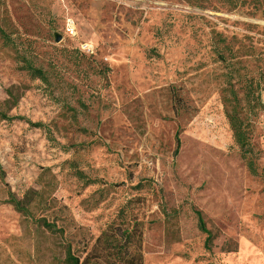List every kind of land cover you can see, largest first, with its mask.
Instances as JSON below:
<instances>
[{
	"label": "rangeland",
	"instance_id": "1",
	"mask_svg": "<svg viewBox=\"0 0 264 264\" xmlns=\"http://www.w3.org/2000/svg\"><path fill=\"white\" fill-rule=\"evenodd\" d=\"M263 92L264 0H0V264H264Z\"/></svg>",
	"mask_w": 264,
	"mask_h": 264
},
{
	"label": "trees",
	"instance_id": "2",
	"mask_svg": "<svg viewBox=\"0 0 264 264\" xmlns=\"http://www.w3.org/2000/svg\"><path fill=\"white\" fill-rule=\"evenodd\" d=\"M29 69L34 77H44L41 70L33 67H29ZM262 98L264 103V92L262 93ZM229 121L235 142L243 152L242 154L247 156L250 149L245 132L238 123L236 116H230ZM34 126L41 127L42 124H34ZM1 174L3 175V172ZM12 201L16 208H20V202ZM196 215L200 230L207 235L206 242L209 243L211 236L205 228L202 215L200 212H196ZM142 243L143 223L138 219L137 214H133L131 208L124 205L97 239L94 251L98 253V258L105 260L107 264H143ZM68 262L70 264H80V260L71 255L68 257Z\"/></svg>",
	"mask_w": 264,
	"mask_h": 264
},
{
	"label": "built area",
	"instance_id": "3",
	"mask_svg": "<svg viewBox=\"0 0 264 264\" xmlns=\"http://www.w3.org/2000/svg\"><path fill=\"white\" fill-rule=\"evenodd\" d=\"M70 25H72V23H71V21L70 22H68V24H67V31H68V33H72V29H71V26Z\"/></svg>",
	"mask_w": 264,
	"mask_h": 264
},
{
	"label": "water",
	"instance_id": "4",
	"mask_svg": "<svg viewBox=\"0 0 264 264\" xmlns=\"http://www.w3.org/2000/svg\"><path fill=\"white\" fill-rule=\"evenodd\" d=\"M55 40L56 42H59L61 40V36L59 34L55 35Z\"/></svg>",
	"mask_w": 264,
	"mask_h": 264
}]
</instances>
